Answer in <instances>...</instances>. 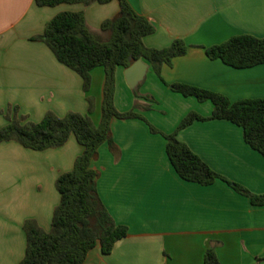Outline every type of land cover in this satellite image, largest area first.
Wrapping results in <instances>:
<instances>
[{"label":"crops","instance_id":"obj_1","mask_svg":"<svg viewBox=\"0 0 264 264\" xmlns=\"http://www.w3.org/2000/svg\"><path fill=\"white\" fill-rule=\"evenodd\" d=\"M155 31L145 46L169 47L182 40L188 50L163 65L160 77L148 62L135 87L115 72L114 103L123 113L134 110L144 119H113L111 139L98 149L90 167L98 173L96 191L102 204L127 236L110 254L92 249L87 264H203L214 248L220 264H264V205L254 206L222 180L203 186L182 180L166 154V140L152 133H173L190 112L209 116L213 105L173 92L182 83L225 96L230 102L264 99V63L236 69L211 60L204 48L233 36L264 37V0H127ZM65 11L83 12L99 37L103 20L119 11L117 0L107 4H62L37 7L34 0H0V128L3 113L17 107L19 115L39 122L46 112L88 113L99 124L105 73L91 71V88L84 92L81 77L57 61L52 51L32 38ZM137 92V93H136ZM176 138L214 172L255 195H264V157L243 139L242 128L226 120L196 121ZM82 147L71 137L56 149L33 151L15 142L0 144V264H18L24 257L25 220L49 231L60 195L55 181L72 170Z\"/></svg>","mask_w":264,"mask_h":264},{"label":"trees","instance_id":"obj_2","mask_svg":"<svg viewBox=\"0 0 264 264\" xmlns=\"http://www.w3.org/2000/svg\"><path fill=\"white\" fill-rule=\"evenodd\" d=\"M113 0H34L37 7H56L62 4H107ZM119 11L100 25L108 39L102 41L88 27L83 12L65 11L55 15L41 35L32 38L43 42L59 63L77 73L84 92L91 88V71L101 67L105 78L101 117L98 125L91 119L93 99L87 96L88 113L67 112L59 117L48 111L37 122L19 115L17 107H8L3 113L7 124L0 128V144L15 142L26 149L44 151L64 146L71 137L82 147L72 170L62 173L55 181L60 195L53 209L51 227L44 230L35 220L23 223L26 249L18 264H87L88 253L96 246L102 254H110L117 242L127 236V227L114 222L96 191L98 173L90 167L98 149L107 143L110 151L118 153L111 139L113 119H145L134 110L119 112L114 103L115 72L117 67L128 68L137 60H145L160 77L163 65H171L174 58L183 56L188 46L175 40L163 49L145 46L143 39L154 33L153 25L138 14L127 0H117ZM211 60L244 69L264 63V37L252 35L233 36L225 42L204 48ZM169 88L184 97H194L199 102L209 101L213 110L209 116L188 113L171 134H163L151 125L152 133L166 140V154L176 174L184 181L211 185L222 180L237 193L246 196L254 206L264 205V195H255L239 184L228 181L214 172L190 148L180 142L177 133L196 121L226 120L242 128L243 139L253 150L264 157V99H245L230 102L225 96L194 86L175 83ZM137 93V92H136ZM203 264H220L214 248H209Z\"/></svg>","mask_w":264,"mask_h":264},{"label":"water","instance_id":"obj_3","mask_svg":"<svg viewBox=\"0 0 264 264\" xmlns=\"http://www.w3.org/2000/svg\"><path fill=\"white\" fill-rule=\"evenodd\" d=\"M147 66L142 62L141 59L134 62L131 66L126 68L125 77L128 85L132 88L135 87L140 81H142Z\"/></svg>","mask_w":264,"mask_h":264},{"label":"rangeland","instance_id":"obj_4","mask_svg":"<svg viewBox=\"0 0 264 264\" xmlns=\"http://www.w3.org/2000/svg\"><path fill=\"white\" fill-rule=\"evenodd\" d=\"M108 34L105 33V32H101L99 33V38L102 40V41H106L108 39Z\"/></svg>","mask_w":264,"mask_h":264}]
</instances>
